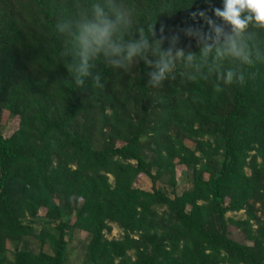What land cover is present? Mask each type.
<instances>
[{"label": "trees", "instance_id": "obj_1", "mask_svg": "<svg viewBox=\"0 0 264 264\" xmlns=\"http://www.w3.org/2000/svg\"><path fill=\"white\" fill-rule=\"evenodd\" d=\"M97 6L114 44L146 47L89 54L79 88L68 64ZM215 9L223 0H0V264H65L82 233L85 264H264V28L236 35Z\"/></svg>", "mask_w": 264, "mask_h": 264}, {"label": "clouds", "instance_id": "obj_2", "mask_svg": "<svg viewBox=\"0 0 264 264\" xmlns=\"http://www.w3.org/2000/svg\"><path fill=\"white\" fill-rule=\"evenodd\" d=\"M95 11V22L82 24L77 36L79 47L82 50L80 53L82 57L80 64L78 66L76 64H68V71L79 88L84 86L83 78L90 74L88 71L89 54L95 55L102 51L105 56L122 57L130 61L132 57L141 54L146 47V40L143 38L127 48L114 44L112 37L116 31L117 22L109 19L98 6ZM215 14L230 24L236 35L242 34L247 29L249 23H254L256 27L264 28V0H223V10L215 9ZM199 15L204 16V13H200ZM195 17L196 14L194 13L193 19ZM229 52L233 56L247 59L243 49L238 47L235 41L231 43ZM161 55L162 59L156 65L158 71L152 74L154 82L163 79L164 74L170 68V63L167 59L169 54L162 53ZM177 55L182 56L183 53H178ZM112 64L115 67H119L121 61L117 59L112 61ZM228 79L230 82L231 73H229ZM93 85L103 87L99 85L98 77L93 78Z\"/></svg>", "mask_w": 264, "mask_h": 264}, {"label": "rangeland", "instance_id": "obj_3", "mask_svg": "<svg viewBox=\"0 0 264 264\" xmlns=\"http://www.w3.org/2000/svg\"><path fill=\"white\" fill-rule=\"evenodd\" d=\"M14 127V121L11 118L10 114L7 112L3 113V117L1 119V131L5 135H9ZM181 168L178 170V176L180 178L182 174ZM110 181L113 182L112 178H110ZM140 185L145 188V189H150L151 188V183L142 179ZM190 188V183L187 177H183L180 180V184L177 187V192L182 193L185 190ZM44 216V212L40 213V217ZM228 218H235V219H244L245 214L244 212L241 213H236V214H228ZM123 236L122 232L120 229L113 225L112 226V231L106 235L108 240H119ZM87 243V235L86 233H82L80 236L79 240H75L72 243L69 244L68 247V252L66 256V263L65 264H85V245ZM9 248H13L12 245H8ZM130 256H132V253H130ZM8 259L11 261L13 259L12 253L8 254Z\"/></svg>", "mask_w": 264, "mask_h": 264}]
</instances>
